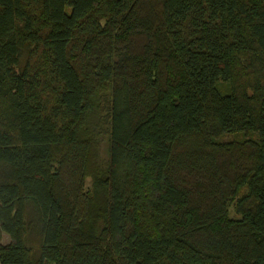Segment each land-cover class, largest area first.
<instances>
[{
  "label": "trees",
  "instance_id": "1",
  "mask_svg": "<svg viewBox=\"0 0 264 264\" xmlns=\"http://www.w3.org/2000/svg\"><path fill=\"white\" fill-rule=\"evenodd\" d=\"M0 264H264V0H0Z\"/></svg>",
  "mask_w": 264,
  "mask_h": 264
},
{
  "label": "rangeland",
  "instance_id": "2",
  "mask_svg": "<svg viewBox=\"0 0 264 264\" xmlns=\"http://www.w3.org/2000/svg\"><path fill=\"white\" fill-rule=\"evenodd\" d=\"M233 138H234L233 135H229V136H225L224 140H232ZM9 241H10L9 237L7 235L3 234L2 238H1V242L3 244H7V243H9Z\"/></svg>",
  "mask_w": 264,
  "mask_h": 264
}]
</instances>
